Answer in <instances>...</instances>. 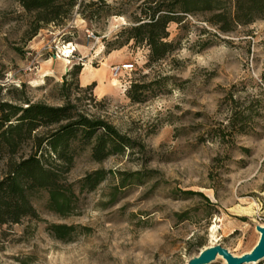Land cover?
<instances>
[{
    "label": "rangeland",
    "instance_id": "obj_1",
    "mask_svg": "<svg viewBox=\"0 0 264 264\" xmlns=\"http://www.w3.org/2000/svg\"><path fill=\"white\" fill-rule=\"evenodd\" d=\"M139 5L78 0L64 24H46L31 37L32 16L19 0H0L3 97L62 105L69 90L79 111L107 119L135 141L102 162L91 158L90 147L80 150L67 180L97 169L110 171L107 178L80 192L78 211L65 217L47 208L46 191L36 193L38 219L0 226V264H188L212 246L240 257L259 242L264 18L226 33L206 22L207 15L185 16L168 27L175 49L151 61L146 43L127 40ZM109 48L116 50L113 64L133 62L134 70L114 77L113 64L102 63ZM84 63L99 86L81 85L80 74L63 84ZM153 80L160 84L146 101L128 97L132 83ZM3 170L0 163V175ZM51 223L91 231L65 242L47 230ZM212 264L228 263L218 256Z\"/></svg>",
    "mask_w": 264,
    "mask_h": 264
},
{
    "label": "trees",
    "instance_id": "obj_2",
    "mask_svg": "<svg viewBox=\"0 0 264 264\" xmlns=\"http://www.w3.org/2000/svg\"><path fill=\"white\" fill-rule=\"evenodd\" d=\"M136 1L140 2L139 14L134 18L135 24L126 28L127 40L146 43L151 61L162 60L175 49L174 41L169 40L168 27L172 22L181 23L185 16L207 15L206 22L226 33L264 18V0ZM19 2L32 16L31 37L46 24H64L78 5V0ZM112 50L109 48L107 54ZM83 67L78 64L69 70L63 84L67 83L68 75H79ZM158 84L159 80L134 82L127 95L133 102H144ZM96 85L92 82L86 87ZM3 87L0 84V163L4 167L0 175V226L20 223L27 217L38 219L33 196L42 190L48 193L46 205L50 211L64 217L75 214L80 192L94 190L110 173L97 169L77 182H69L65 175L79 151L90 147L91 158L102 162L133 148L135 141L107 119L79 111L69 98V90L64 94L65 104L51 105L27 97L4 98ZM26 147H30L27 154ZM47 230L56 239L69 242L91 228L51 223Z\"/></svg>",
    "mask_w": 264,
    "mask_h": 264
},
{
    "label": "water",
    "instance_id": "obj_3",
    "mask_svg": "<svg viewBox=\"0 0 264 264\" xmlns=\"http://www.w3.org/2000/svg\"><path fill=\"white\" fill-rule=\"evenodd\" d=\"M261 237L257 245L242 256L237 257L222 245L212 246L190 260L188 264H212L218 256L224 258L228 264H259L264 261V227L258 226Z\"/></svg>",
    "mask_w": 264,
    "mask_h": 264
},
{
    "label": "crops",
    "instance_id": "obj_4",
    "mask_svg": "<svg viewBox=\"0 0 264 264\" xmlns=\"http://www.w3.org/2000/svg\"><path fill=\"white\" fill-rule=\"evenodd\" d=\"M114 53H116V50H114V51H112V52H110L108 54H105L104 57H103L104 61L102 63L103 64H107V65L108 64L112 65L113 64L112 57L114 56ZM88 66L89 65L87 63H84V67H83V69H82V71H81V73L79 75L81 85H83V86H86V85H88V84H90L92 82H96L97 83V81H98L96 76L93 74V72L89 70ZM66 69L67 68H65L64 71H66ZM108 71H109V68H107L105 70V73L106 72L108 73ZM98 86H99V84H97V87Z\"/></svg>",
    "mask_w": 264,
    "mask_h": 264
},
{
    "label": "built area",
    "instance_id": "obj_5",
    "mask_svg": "<svg viewBox=\"0 0 264 264\" xmlns=\"http://www.w3.org/2000/svg\"><path fill=\"white\" fill-rule=\"evenodd\" d=\"M134 63L133 62H124L120 64H113L111 67V74L114 77H119L122 75L123 72H131L134 70Z\"/></svg>",
    "mask_w": 264,
    "mask_h": 264
},
{
    "label": "bare ground",
    "instance_id": "obj_6",
    "mask_svg": "<svg viewBox=\"0 0 264 264\" xmlns=\"http://www.w3.org/2000/svg\"><path fill=\"white\" fill-rule=\"evenodd\" d=\"M70 45L69 46H65L64 48H63V55L65 56V57H69L70 56V54L72 53V50H70ZM69 48V49H68ZM67 59V58H66ZM66 63H71L69 60H64ZM117 79V78H116ZM119 81V80H118ZM261 237V236H260ZM260 240V239H259ZM219 257H221V256H219Z\"/></svg>",
    "mask_w": 264,
    "mask_h": 264
}]
</instances>
